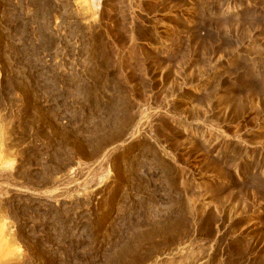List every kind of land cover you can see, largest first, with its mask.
Returning a JSON list of instances; mask_svg holds the SVG:
<instances>
[{
	"label": "rangeland",
	"instance_id": "obj_1",
	"mask_svg": "<svg viewBox=\"0 0 264 264\" xmlns=\"http://www.w3.org/2000/svg\"><path fill=\"white\" fill-rule=\"evenodd\" d=\"M0 216V264H264V0H0Z\"/></svg>",
	"mask_w": 264,
	"mask_h": 264
},
{
	"label": "bare ground",
	"instance_id": "obj_2",
	"mask_svg": "<svg viewBox=\"0 0 264 264\" xmlns=\"http://www.w3.org/2000/svg\"><path fill=\"white\" fill-rule=\"evenodd\" d=\"M2 171H3V170H2ZM4 172H5V171H4ZM12 174H13V173H12ZM10 175H11V174H10ZM12 178H13V176H12ZM2 194H3V193H2ZM1 213H2V212H1ZM3 213H4V212H3ZM3 213H2V215H4ZM2 215H1V216H2ZM1 216H0V217H1ZM6 217H7V216H6ZM1 220H2V219H1ZM3 220H4V219H3ZM2 222H3V221H2ZM4 226H5V225H4ZM6 226H7V225H6ZM6 226H5V227H6ZM0 228H1V227H0ZM3 228H4V227L2 226V229H3ZM2 229H0V230H2ZM6 229H7V228H6ZM10 230H11V229H10ZM11 231H13V230H11ZM11 231H10V232H11ZM0 232H1V231H0ZM2 233H3V232H2ZM4 233H5V232H4ZM0 234H1V233H0ZM13 234H14V233H13ZM8 235H10V234H8ZM4 236H5V235H3L2 238H4ZM11 238L13 239V237H11ZM12 239H11V240H12ZM3 240H4V239H3ZM14 240H15V239H14ZM4 243H5V241H4Z\"/></svg>",
	"mask_w": 264,
	"mask_h": 264
}]
</instances>
